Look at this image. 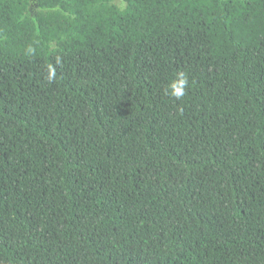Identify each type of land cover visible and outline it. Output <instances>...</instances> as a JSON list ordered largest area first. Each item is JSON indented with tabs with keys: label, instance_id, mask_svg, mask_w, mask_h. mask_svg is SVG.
<instances>
[{
	"label": "trees",
	"instance_id": "obj_1",
	"mask_svg": "<svg viewBox=\"0 0 264 264\" xmlns=\"http://www.w3.org/2000/svg\"><path fill=\"white\" fill-rule=\"evenodd\" d=\"M0 264H264V0H0Z\"/></svg>",
	"mask_w": 264,
	"mask_h": 264
},
{
	"label": "clouds",
	"instance_id": "obj_2",
	"mask_svg": "<svg viewBox=\"0 0 264 264\" xmlns=\"http://www.w3.org/2000/svg\"><path fill=\"white\" fill-rule=\"evenodd\" d=\"M54 69L49 67V80L54 77ZM189 88V79L186 73L178 72L171 78L162 90L163 95L169 99L180 100L182 99Z\"/></svg>",
	"mask_w": 264,
	"mask_h": 264
}]
</instances>
